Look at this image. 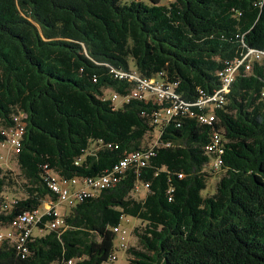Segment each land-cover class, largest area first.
I'll return each instance as SVG.
<instances>
[{"label":"trees","instance_id":"obj_1","mask_svg":"<svg viewBox=\"0 0 264 264\" xmlns=\"http://www.w3.org/2000/svg\"><path fill=\"white\" fill-rule=\"evenodd\" d=\"M248 50L262 57L239 68L225 103L191 107L193 116L154 123L166 102L115 107L104 96L128 97L137 85L114 70L175 84L193 104L218 90V72ZM209 113L214 120L201 124L197 116ZM15 118L25 124L19 173L0 167L6 232L56 200L46 172L81 184L129 154L153 155L66 207L64 228L50 229L53 217L43 216L26 254L2 240L0 264H113L121 218L140 223L127 264H264V0H0V128ZM214 135L221 154L205 149ZM207 167L217 175L210 194ZM139 187L143 198L134 196ZM13 188L23 198L7 200Z\"/></svg>","mask_w":264,"mask_h":264},{"label":"built area","instance_id":"obj_2","mask_svg":"<svg viewBox=\"0 0 264 264\" xmlns=\"http://www.w3.org/2000/svg\"><path fill=\"white\" fill-rule=\"evenodd\" d=\"M261 57L262 53L254 50H248L239 59H235L232 62L226 64L224 69L217 74L220 81V88L211 95H205L200 92V97L193 104L185 103L179 98V96L174 91V87L176 86L175 84L167 85L157 78L141 79L135 73H124L112 70L111 72L113 73L114 77L135 81L137 85L128 97H119L112 93L109 97V100L112 104L115 102L117 103V101L127 103L131 98L143 101L153 99L154 102L159 105L166 102V107L152 114L154 123H160L164 120L168 121L171 118L185 115L193 116L194 114L190 110L191 107H198L201 109L208 105H212L216 108L222 106L225 103V95L229 92L230 85L234 81L239 68L244 66L245 70H249L250 66L248 62L254 59L258 60ZM197 118L201 124L206 125H210L214 120L213 114L210 113L201 114L197 116ZM14 120L16 124L11 128H0V135L6 139L5 142L9 144L13 155L20 152L21 140L25 129V124L23 122L19 121L18 118H15ZM205 149L209 153L212 152L214 154H221L222 149L220 148L219 138L214 135L211 143L206 146ZM152 155V150L129 154L120 160L118 164L112 168L111 172L106 173L105 175L98 178H87L81 184L77 180H64L53 172H46L45 181L47 183L48 189L56 196V200L54 202L49 200L44 202L41 206L43 207L42 211L40 210V207L20 215L12 222V224H10V228L6 233H0V242L4 239H11L15 243L16 251L21 255L26 254V240L30 237L31 230L40 222L43 216L47 215L53 217V220L48 223V227L50 229H56L59 227L64 228L63 215L58 212L57 206H73L76 202H79L100 190L113 187L118 181H120L123 172L128 167L132 165L141 167L145 166L146 161L151 158ZM220 165L221 160L217 155L213 159L210 167L213 170H217ZM44 168L47 169V166ZM178 177L181 178L182 175H178ZM124 219L125 218H121V222L124 221ZM120 226L121 224L112 230L120 237L119 247L122 250H126L125 231L120 230ZM111 260H116V257L112 255ZM66 264L73 263L72 261H67Z\"/></svg>","mask_w":264,"mask_h":264},{"label":"rangeland","instance_id":"obj_3","mask_svg":"<svg viewBox=\"0 0 264 264\" xmlns=\"http://www.w3.org/2000/svg\"><path fill=\"white\" fill-rule=\"evenodd\" d=\"M168 1H163L162 4H166ZM112 92H110L109 90H106L104 92V96L106 98H109L111 96ZM121 104V101H117V103H114L115 107H118ZM158 137V133L154 132L151 136H150V144H154L157 140ZM0 167L3 169H8L13 171L15 174L19 173L17 164H16V159L15 156L13 155V153L10 150V146L7 142H3L0 143ZM205 171L208 172L209 174H211V177L208 181V187L206 190V193L210 194L213 193L214 187H215V182L217 179V175L216 174H212L209 171V168H205ZM4 195L6 196L7 200H12V199H19V198H23L22 193L17 189V188H13V189H9L7 190ZM134 196L136 198H143L144 196V190L142 187H139V189L137 190L136 194H134ZM47 202V201H46ZM66 207L65 205H59L57 206V210L58 212L61 214ZM40 210H43V207L40 208ZM62 215V214H61ZM140 223L138 221H136L135 219L132 218H125L124 221L121 222V226H120V230L125 231V238H126V248L128 249L129 247H135L137 245V241L135 239V237L132 234V231L135 227L139 226ZM6 232V229H0V233L4 234ZM37 229L33 230V235H36ZM119 235H116V238L114 240V245L117 248V251L115 252L114 256L116 257V262H114L113 264H127V254H126V250H122L119 247ZM104 264H110L108 263H104Z\"/></svg>","mask_w":264,"mask_h":264},{"label":"crops","instance_id":"obj_4","mask_svg":"<svg viewBox=\"0 0 264 264\" xmlns=\"http://www.w3.org/2000/svg\"><path fill=\"white\" fill-rule=\"evenodd\" d=\"M64 208H65V210L61 213L62 215H64V213H65V211H66V209H67L66 207H64Z\"/></svg>","mask_w":264,"mask_h":264}]
</instances>
